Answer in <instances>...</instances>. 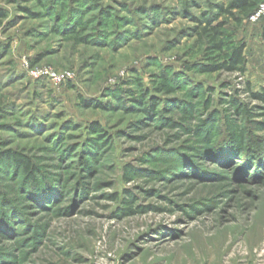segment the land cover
Here are the masks:
<instances>
[{
	"label": "rangeland",
	"instance_id": "1",
	"mask_svg": "<svg viewBox=\"0 0 264 264\" xmlns=\"http://www.w3.org/2000/svg\"><path fill=\"white\" fill-rule=\"evenodd\" d=\"M223 2L0 0V264H264V17L206 72Z\"/></svg>",
	"mask_w": 264,
	"mask_h": 264
},
{
	"label": "trees",
	"instance_id": "2",
	"mask_svg": "<svg viewBox=\"0 0 264 264\" xmlns=\"http://www.w3.org/2000/svg\"><path fill=\"white\" fill-rule=\"evenodd\" d=\"M262 1L264 0H227L225 3L217 4L219 9L215 15L216 17L208 14L198 18L199 24L194 27V33L197 35L198 40L206 45V59L209 61L207 66L202 68L204 71L214 72L223 69L230 72H246V44H235L232 46V50L228 51L227 42L225 40V27L227 22L225 20L217 22V20L226 17L237 23H241L244 18L249 17L256 10ZM4 16V11L0 9V18ZM81 39L85 40V38ZM179 77L180 75L178 73L173 75V79H178ZM160 84L167 92H172L174 90V87L171 84V79H169L166 71L162 75V81ZM249 89L251 90V96L253 98L264 102V88L261 91H253L250 87ZM134 99L141 103L144 102V99L141 96ZM237 104L240 105V103ZM92 131L100 137H103V129L99 124L93 125ZM4 155V158L11 160L15 165L23 166L27 172H30L35 168L32 161L25 159L22 155L11 151ZM127 209L133 211L131 208Z\"/></svg>",
	"mask_w": 264,
	"mask_h": 264
},
{
	"label": "built area",
	"instance_id": "3",
	"mask_svg": "<svg viewBox=\"0 0 264 264\" xmlns=\"http://www.w3.org/2000/svg\"><path fill=\"white\" fill-rule=\"evenodd\" d=\"M264 17V1H262L256 10L251 14L250 20L251 21H259ZM40 76H46L49 80L60 82L68 78L70 74H62L54 70H42L39 72Z\"/></svg>",
	"mask_w": 264,
	"mask_h": 264
}]
</instances>
